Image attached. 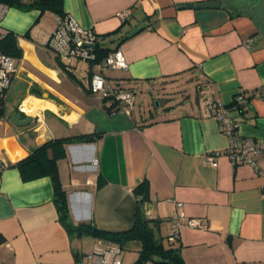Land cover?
I'll use <instances>...</instances> for the list:
<instances>
[{"label": "crops", "instance_id": "obj_1", "mask_svg": "<svg viewBox=\"0 0 264 264\" xmlns=\"http://www.w3.org/2000/svg\"><path fill=\"white\" fill-rule=\"evenodd\" d=\"M204 1L213 0H63L65 14L102 36L99 47L124 54L125 69L103 71L109 80L134 92L192 80L202 93L196 104L187 99L157 109L134 106L130 113L107 111L103 98L90 92L92 63L76 59L71 70L61 67L46 44L49 18L56 15L7 7L0 31L17 34L21 53L13 57L0 117V158L7 164L0 172V264H76L90 254L92 240L95 253L114 245L69 232L59 219L50 176L23 180L10 166L47 141L79 134L93 138L48 149L49 156L57 154L72 224L129 228L138 200L134 188L146 180L142 209L161 220V239L174 215L206 219L203 229L181 226L171 244L186 264H264V155L254 164H234L226 155L215 167L205 160L228 144L210 102L228 107L242 136L264 142V36L249 13H233L223 0L218 7L195 5ZM126 8L130 15L121 20L118 13ZM249 36L254 40L245 47ZM239 92L244 98L236 103ZM17 110L31 118L28 124L10 121Z\"/></svg>", "mask_w": 264, "mask_h": 264}, {"label": "built area", "instance_id": "obj_2", "mask_svg": "<svg viewBox=\"0 0 264 264\" xmlns=\"http://www.w3.org/2000/svg\"><path fill=\"white\" fill-rule=\"evenodd\" d=\"M7 10V6L0 3V21ZM131 10L126 8L118 13L121 20L130 15ZM2 32L0 31V39ZM102 36L91 28H83L69 14L56 16L55 28L47 37L46 44L50 47L67 70H71L73 60H83L92 63L94 70L90 74L89 90L92 94L114 102L117 108H122L130 113L136 102L135 92L130 87L120 83H114L107 78L103 71L105 69H125L127 61L119 48L108 51L101 58H97L95 46L101 41ZM254 38L249 36L242 40V45L249 47ZM15 71V59L0 51V95L6 91L12 82ZM244 98L242 92L234 97V102ZM211 116L217 123L219 131L227 137L228 144L223 150H213L205 154V160L211 166L217 165V157L226 155L234 164L249 163L254 164L257 155H264V142L255 138L242 136L238 130V122L233 120L229 109L222 102H210L207 105ZM97 158L92 159V164H97ZM7 164L0 158V172ZM181 206L182 203H177ZM203 229L207 222L205 218H185L180 220L178 215L169 218L168 233L166 239L170 244H174L179 239L181 226ZM117 245H112L108 249L94 254H86L78 258L76 264H122Z\"/></svg>", "mask_w": 264, "mask_h": 264}, {"label": "trees", "instance_id": "obj_3", "mask_svg": "<svg viewBox=\"0 0 264 264\" xmlns=\"http://www.w3.org/2000/svg\"><path fill=\"white\" fill-rule=\"evenodd\" d=\"M0 3L5 4L7 7L17 6L35 8L39 10L40 15L46 12H50L56 16H63L65 14L63 11V0H0ZM23 36L29 37V30L26 31ZM95 50L98 59L110 51L102 49L99 45L95 46ZM0 51L12 57L20 55L21 48L18 45V36L12 30H6L5 33H2ZM57 58L59 59L58 56ZM59 63L63 69H66L60 60ZM4 95L5 91L0 95V117L4 114ZM103 104L109 112H113L117 109L116 104L114 102H108L106 98L103 99ZM231 105L235 107L237 104L235 105L232 103ZM92 138V134H79L73 137L56 138L47 141L34 148L24 158L10 164V166L16 167L19 170L23 180H30L42 175L50 176L54 191V202L59 219L69 232H74L77 235H88L104 242L113 243L120 248L126 246L130 242H136L139 244L136 263L186 264L178 247H174L170 243L164 245L162 239L157 236L156 233L160 227L161 220L147 217L142 209V204L146 200L148 192L146 180H143L134 188L138 200L136 201L133 222L129 228L120 231H110L100 229L90 222L77 225L71 223L67 194L59 178L57 154L53 153L49 156L48 149L53 148L58 143L63 145L72 140L88 142L92 140ZM60 153H62V149ZM4 241V236L0 234V244Z\"/></svg>", "mask_w": 264, "mask_h": 264}, {"label": "rangeland", "instance_id": "obj_4", "mask_svg": "<svg viewBox=\"0 0 264 264\" xmlns=\"http://www.w3.org/2000/svg\"><path fill=\"white\" fill-rule=\"evenodd\" d=\"M49 25L53 27L52 30L55 28L54 19L52 20L51 18H49L48 26ZM76 62L77 61H75L74 63ZM171 82L172 80L165 81L157 86H151L149 89L145 90L136 89V102L134 104V111H137L139 107L143 108L146 106H149L152 109L162 108L164 106L167 107L170 104H174L175 102L186 101L187 99L189 101L191 100L194 104H196V101L200 99L202 93L200 92V89L196 82H193L192 80H185L179 84H173ZM186 109H188V107H186ZM162 242L164 245L169 244L166 239V236H163ZM89 246H92V249H90V247H87V251L90 252V254H94L96 251V245L94 244L93 240L89 243ZM117 247L120 251L119 256L121 258L122 264H146L136 263L138 252L137 249L134 248L132 245L124 246L122 248H120L119 246Z\"/></svg>", "mask_w": 264, "mask_h": 264}, {"label": "water", "instance_id": "obj_5", "mask_svg": "<svg viewBox=\"0 0 264 264\" xmlns=\"http://www.w3.org/2000/svg\"><path fill=\"white\" fill-rule=\"evenodd\" d=\"M262 1L264 0H223V6L229 8L233 13L236 14L242 12L249 13L255 25L262 31V36H264V18H262V14L259 15L256 10L254 14L250 12V9L254 7L258 8L262 12ZM220 4V1L213 0L200 2L195 5L199 7H218ZM9 118L11 122L17 125H26L31 119L29 116L22 117V112L20 110L12 113Z\"/></svg>", "mask_w": 264, "mask_h": 264}, {"label": "flooded vegetation", "instance_id": "obj_6", "mask_svg": "<svg viewBox=\"0 0 264 264\" xmlns=\"http://www.w3.org/2000/svg\"><path fill=\"white\" fill-rule=\"evenodd\" d=\"M255 10H256V12H258V14L259 15H261L262 13H264V1H262V12L258 9V8H256V7H254V8H251L250 9V12H252L253 14H254V12H255ZM262 16V15H261ZM257 18V17H256Z\"/></svg>", "mask_w": 264, "mask_h": 264}]
</instances>
